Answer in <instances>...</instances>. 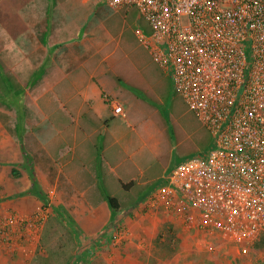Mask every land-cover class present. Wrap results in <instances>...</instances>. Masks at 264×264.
I'll return each mask as SVG.
<instances>
[{"label":"rangeland","instance_id":"rangeland-1","mask_svg":"<svg viewBox=\"0 0 264 264\" xmlns=\"http://www.w3.org/2000/svg\"><path fill=\"white\" fill-rule=\"evenodd\" d=\"M101 7L116 20L111 27L116 41L110 43L109 49L115 50L122 62L113 72L130 79L132 84L137 83L141 90H136L133 99L120 98L127 110L125 119L112 113L109 104H106L107 121L113 126L116 143L108 151L105 137L98 139L95 151L97 163L99 166L103 165L102 170H99L101 174L98 189L102 195L106 193L122 199V209L126 212L131 209L133 221L140 223L133 225V230L129 231L131 233L121 226L119 230H113V233L72 234L68 231V223L67 226L62 225L54 219L50 209L41 208L29 217L35 219L40 214L44 218L35 233H15L13 239L12 236L2 237L0 233V264H128L127 260L130 264L133 261L137 264H148L149 261L151 264H264V251L260 252L252 246L238 247L225 244L209 234L185 233L177 223L163 217L150 219V214L143 205L147 197L165 182L177 164L188 157L208 151L212 146V136L175 91L170 72L161 68L141 44L137 33L150 35L151 28L139 12L126 8L119 11L120 14H115L109 7ZM4 43L6 40L0 38V48L5 46ZM14 53L12 51V54L6 55L8 65L2 67L6 74L1 76H8L12 88L9 91L8 86L0 84V175L1 182L3 180L0 199L8 197L9 200L5 202L12 205L18 200L19 182L13 171L16 165L15 154L19 151L17 136L13 134L15 107L9 108L5 104L14 101L13 95L22 91L24 96L17 99L22 107H26V131H33L37 136L41 132L33 127L42 123L48 114L47 110L35 105L36 101L44 99L43 93L47 89L44 76L46 72L31 78L30 64L21 66L23 69L15 72L14 58L18 54ZM0 56L4 58L3 53ZM29 56L32 57L30 53ZM34 59V63L39 64L38 58ZM0 66L4 64L0 62ZM41 74L43 76L36 79ZM67 85L71 86L72 82ZM119 85L121 88L125 87L123 83ZM49 97L56 103L55 107H61L65 102L61 95ZM106 98L107 96L104 97L105 100ZM109 100L114 102L118 99L111 97ZM31 105H35L34 109H31ZM58 119L62 121L64 118ZM43 127L46 129L45 135L49 134L46 136L50 139L48 143L59 151L58 157L68 154V143L55 132L59 129L57 123L54 127L47 123ZM56 134L54 138L53 135ZM85 147L90 149L91 145L86 143ZM109 154L114 156L110 160L112 166L128 167L129 174L124 180L135 181V185L126 190V193H121L122 187L119 191L114 188L113 182L110 184L114 178L108 174L105 163L102 162V157L105 159ZM120 171L118 169V174ZM93 188L92 184H84L80 191L89 195L95 191ZM45 192L48 193L46 190ZM150 209L152 208L148 207ZM23 215L14 209L6 212L0 210V220L3 217L26 219ZM148 219L150 225L144 233L140 224L147 226ZM137 249L142 251L137 252ZM117 257L122 258L121 263L116 262Z\"/></svg>","mask_w":264,"mask_h":264},{"label":"built area","instance_id":"built-area-1","mask_svg":"<svg viewBox=\"0 0 264 264\" xmlns=\"http://www.w3.org/2000/svg\"><path fill=\"white\" fill-rule=\"evenodd\" d=\"M136 9L139 40L207 128V153L177 164L148 200L225 244L264 239V0H104ZM121 104L114 113L123 115ZM42 216V215H41ZM44 218L3 217L2 237Z\"/></svg>","mask_w":264,"mask_h":264},{"label":"crops","instance_id":"crops-1","mask_svg":"<svg viewBox=\"0 0 264 264\" xmlns=\"http://www.w3.org/2000/svg\"><path fill=\"white\" fill-rule=\"evenodd\" d=\"M103 5L109 7L104 0H0V38L6 40L5 46L0 48V55L4 54V58L0 56V62L4 66L0 67L8 65L6 55L15 51L14 54H18L14 58L15 72L19 69L21 71V66L30 64L29 77L32 78L43 68L46 72L44 76L47 89L43 93L44 99L36 101L35 105L48 111L42 123H37L36 128L33 127L37 132H41L39 136L33 131H26V127L21 138L15 136L19 151L15 154L14 168L18 171V200L12 205L5 202L9 200L8 197L0 199V210L6 212L14 209L29 218L34 212L44 208L47 200L48 208L45 209L51 210V215L57 222L66 226L68 223L70 233H113V230H119L121 226L126 227L129 232L133 230V225L140 223L133 221L131 209H128V212L122 209V199L106 193L102 195L98 189L101 174L99 170L103 168L102 164L101 167L97 163L95 152L98 139L105 137L108 151H111V147L116 143L113 126L107 121L106 104H109L112 113L114 107L121 104L124 108L123 115L114 114L125 119L127 110L120 98L133 99V94L141 90L137 83L132 84L130 79L113 72L122 60L117 57L115 50L109 49L110 43L116 41L111 28L116 20L102 9ZM109 8L115 14H120L119 11L123 10ZM139 34L141 33H137V37ZM11 47H14V50H11ZM35 57L38 58L39 64L34 63ZM17 65L20 67L17 68ZM70 81L71 86L67 85ZM119 83L125 84V89L121 88ZM55 94L65 99L61 107H55L56 103L49 97ZM111 97L118 100L110 102ZM18 105L20 110H26L21 103ZM35 105H31V109H34ZM14 107L16 111V105ZM60 117L65 120L60 121ZM27 123L25 118L24 125ZM46 123L52 127L57 123L59 129L55 132L69 145L68 154L65 156L58 157L59 151L48 143L50 139L46 136L49 134L45 135L46 129L43 127ZM86 143L91 145L90 149L85 147ZM205 153L207 151L196 156ZM112 158V154L105 159L102 157L108 174L114 178L110 184L113 182L114 188L119 191L122 187L124 192L121 193H126V190L135 185V181L124 180L129 174L128 167L112 166ZM118 169L121 170L119 174ZM1 176L0 185L3 182ZM34 181L38 184L36 190H33ZM84 184H92L95 191L89 195L81 192ZM155 192L149 195L143 204L150 214V219L163 217L177 223L185 233L207 234L188 229L179 216L170 214L161 207L148 210V200ZM43 193L47 195V199ZM109 198L117 199V211L111 208ZM153 210L155 213H152ZM148 222L147 226L140 224L144 233L150 225L149 219ZM35 229L36 226L30 228L26 224H17L8 227L7 231L13 239L15 233H35ZM217 239L219 240L218 237ZM140 251L137 249V252ZM121 259L117 257L116 262L121 263ZM127 261L130 264L129 260ZM132 264L137 262L133 261ZM148 264H151L150 261Z\"/></svg>","mask_w":264,"mask_h":264},{"label":"trees","instance_id":"trees-1","mask_svg":"<svg viewBox=\"0 0 264 264\" xmlns=\"http://www.w3.org/2000/svg\"><path fill=\"white\" fill-rule=\"evenodd\" d=\"M44 70H43V68L42 69H40L38 72H36L34 75H33V77L36 75V74H38V73H42ZM6 74V72H4L3 70H1V68H0V79H2V80H0V84H5L6 86H8V88H7V90L9 89V91H10V87L12 88V84H11V82H10V80L8 79V76H4L5 78H7L8 80H6L5 78H1V76H3V75H5ZM43 76V74H41V75H38V76H36V79L39 77V78H41ZM32 77V78H33ZM8 91V92H9ZM22 91H20L19 93H16V94H14L13 95V98L12 99H14V101H10L9 103L7 102L6 104H5V106H7V107H9V108H13L12 106H14V105H16V123L14 124V133L13 134H15V136H17L18 138H21V136H22V134L24 133V131H25V129H24V127H25V125H24V120H25V111H22V110H20V108H18V104H19V102H20V100H18L17 98H20V96L22 95ZM9 94H11V92H9ZM24 94V93H23ZM22 96H24V95H22ZM6 97H9V96H6ZM16 99H17V102H16ZM11 100V99H10ZM1 102V101H0ZM18 108V109H17ZM25 164V163H24ZM13 175L14 176H17L18 175V171L17 170H15L14 169V171H13ZM38 188V184H37V182L36 181H34V186H33V190H36ZM30 193V192H29ZM34 193V192H33ZM44 194V193H43ZM44 196L46 197V199H47V195L46 194H44ZM40 197H42V196H40ZM44 198V197H43ZM108 201H109V203H110V206H111V208L114 210V211H117L118 209H119V206H118V202H117V199H113V198H109L108 199ZM46 202L48 203V201L46 200L45 201V204H44V208H48L47 206H46ZM73 234V233H72ZM250 246H252V247H254V248H257L260 252H262V251H264V239H262V241L261 242H257V243H255V244H253V245H250Z\"/></svg>","mask_w":264,"mask_h":264}]
</instances>
